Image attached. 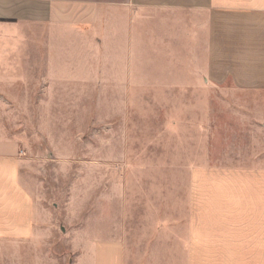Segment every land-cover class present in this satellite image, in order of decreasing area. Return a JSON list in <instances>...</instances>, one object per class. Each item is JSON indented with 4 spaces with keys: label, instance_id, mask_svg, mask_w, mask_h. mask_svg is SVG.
I'll use <instances>...</instances> for the list:
<instances>
[{
    "label": "crops",
    "instance_id": "crops-1",
    "mask_svg": "<svg viewBox=\"0 0 264 264\" xmlns=\"http://www.w3.org/2000/svg\"><path fill=\"white\" fill-rule=\"evenodd\" d=\"M97 84L234 93L225 103L251 124L248 154L188 161L199 220L182 264H264V0H0V264H130L125 236L89 229L60 238L71 255L55 252L53 213L35 195L41 182L19 176L95 162L74 158L73 125L49 126L77 119L68 104ZM171 255L137 264H176Z\"/></svg>",
    "mask_w": 264,
    "mask_h": 264
},
{
    "label": "rangeland",
    "instance_id": "rangeland-1",
    "mask_svg": "<svg viewBox=\"0 0 264 264\" xmlns=\"http://www.w3.org/2000/svg\"><path fill=\"white\" fill-rule=\"evenodd\" d=\"M79 90V100L67 103L78 118L52 121L58 126L49 127L65 132L73 125L74 158L95 162L19 171L21 181L41 182L35 195L53 213L54 251L71 255L60 238L70 239L73 228L85 234L89 229L97 239L125 236L130 264L171 254L182 264V241L199 220V194L191 201L187 196L188 161L206 158L215 164L248 154L251 136L243 129L251 124L225 103L234 93L167 84ZM32 122L39 126L40 121Z\"/></svg>",
    "mask_w": 264,
    "mask_h": 264
}]
</instances>
